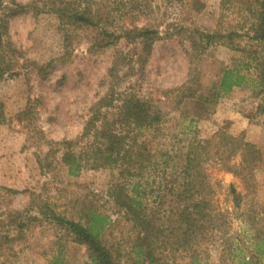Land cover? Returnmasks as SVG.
Returning a JSON list of instances; mask_svg holds the SVG:
<instances>
[{
  "label": "rangeland",
  "instance_id": "374dc122",
  "mask_svg": "<svg viewBox=\"0 0 264 264\" xmlns=\"http://www.w3.org/2000/svg\"><path fill=\"white\" fill-rule=\"evenodd\" d=\"M14 1L23 8L8 19V37L19 57L13 74L0 84V187L18 193L0 192V212L30 206V215L37 219L29 224L26 240L15 246L18 264H49L56 255L64 264H89L86 248L50 219L54 214L82 222L88 211L112 222L104 241L121 253L120 264H128L123 257L129 246L128 227L110 196L113 185L123 184L117 169H83L72 177L60 162V142L79 137L90 107L110 85L118 93L148 99L160 110L159 126L141 134L151 142L152 152L173 155L189 140L200 142L208 152L203 170L209 178L225 187L232 184L239 193L241 207L227 241L202 244L201 264H237L242 257L249 264H264V83L258 79L264 43L253 40L245 11L225 9L220 0H202L199 13L179 15L160 4L156 13L163 22L160 40L138 65L135 45L120 41L98 49L95 44L91 47L93 40L86 32L75 39L71 54L62 57L56 19L35 15L29 8L34 0ZM195 30L221 38L206 46L190 38ZM51 60L53 68L41 79L36 66ZM225 70L244 79L241 86L221 93ZM219 133L242 136L258 150L261 158L250 180L226 172L221 155L228 147H222ZM228 162L236 165L239 157ZM232 242L237 250L230 254L225 250ZM163 264H189V259L177 251L167 254Z\"/></svg>",
  "mask_w": 264,
  "mask_h": 264
},
{
  "label": "trees",
  "instance_id": "16d2710c",
  "mask_svg": "<svg viewBox=\"0 0 264 264\" xmlns=\"http://www.w3.org/2000/svg\"><path fill=\"white\" fill-rule=\"evenodd\" d=\"M226 8H241L249 17L248 30L253 40L264 43V0H220ZM169 6L172 14H197L202 0H34L29 8L35 15L53 16L61 34L62 57L71 54L74 41L84 32L98 49L120 41L135 45V62L140 65L150 56L154 42L160 40L162 21L156 17L160 6ZM23 8L14 0H0V84L13 74L18 51L8 37V19ZM187 13H186V12ZM206 46L218 41V34L192 32ZM196 42L191 43L194 46ZM54 60L36 66L37 76L45 79ZM259 83H264V60L259 63ZM244 77L234 70L222 74L219 91L227 92L243 84ZM110 85L103 97L89 109L79 137L60 142L61 164L69 176L83 169L115 168L123 184H115L110 196L123 223L128 227V264H163L167 254L185 253L189 264H201L198 249L212 239L226 242L231 221L241 207L235 187L222 186L203 170L208 152L205 145L189 140L185 147L168 153L152 152L151 142L141 134L161 123V112L148 99L128 91L118 93ZM3 118L0 103V121ZM224 149L221 159L226 172L250 180L260 161L256 147L244 140L219 133ZM238 156L236 165H227ZM220 160V159H219ZM10 195L18 191L0 187ZM222 193L223 205L217 195ZM226 204H231L227 207ZM42 214V211H39ZM238 218V217H237ZM55 225L77 244L86 248L89 264H120L121 253L107 245L103 235L112 222L104 215L88 211L83 221L51 215ZM36 217L30 206L22 211L0 212V264H18L16 245L26 240V231ZM225 251L237 250L232 242ZM49 264H64L59 255ZM237 264H249L242 257Z\"/></svg>",
  "mask_w": 264,
  "mask_h": 264
}]
</instances>
